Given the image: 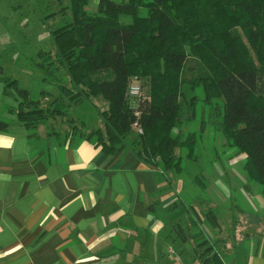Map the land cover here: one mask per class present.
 <instances>
[{
  "label": "trees",
  "instance_id": "1",
  "mask_svg": "<svg viewBox=\"0 0 264 264\" xmlns=\"http://www.w3.org/2000/svg\"><path fill=\"white\" fill-rule=\"evenodd\" d=\"M55 2L58 10L45 18L68 15L50 31L54 58L46 64L42 82L57 83L63 70L80 94L75 104L89 101L101 121L77 140H91L108 155L129 148L139 160L158 168L160 177L182 171V156L176 152L185 150L191 160L209 125L234 149L231 158L244 156L246 179L260 185L264 200V0H97L94 11L87 9L90 0H67L66 6H60L62 0ZM141 9L147 14L141 15ZM188 59L196 62L194 71L188 69ZM187 71L191 73L186 77ZM132 77L145 79L149 87L134 106L126 93ZM0 82L2 94L16 102L6 111L27 131L45 124L52 114L66 116L60 95L42 106L16 79L0 77ZM92 98L106 107L98 110ZM200 101L198 130L184 134L182 126L196 119ZM134 124L142 134L127 146L124 139ZM8 127L9 121L0 118V132ZM194 178L204 191L201 176ZM186 209L192 207L182 205L168 215L180 245L187 237L180 221L172 222ZM209 213L199 215L202 225L213 226ZM207 242L203 234L196 243L203 249L192 250L191 260L226 264Z\"/></svg>",
  "mask_w": 264,
  "mask_h": 264
},
{
  "label": "crops",
  "instance_id": "2",
  "mask_svg": "<svg viewBox=\"0 0 264 264\" xmlns=\"http://www.w3.org/2000/svg\"><path fill=\"white\" fill-rule=\"evenodd\" d=\"M0 118L9 121L0 132V264L199 262L186 244L173 247L177 236L164 233L172 224L156 216L174 195L158 168L129 148L108 155L87 139L42 143L13 114ZM246 264H264V254Z\"/></svg>",
  "mask_w": 264,
  "mask_h": 264
},
{
  "label": "rangeland",
  "instance_id": "3",
  "mask_svg": "<svg viewBox=\"0 0 264 264\" xmlns=\"http://www.w3.org/2000/svg\"><path fill=\"white\" fill-rule=\"evenodd\" d=\"M96 1L90 0L87 7L89 11L95 10ZM66 2L62 0L60 6H66ZM58 8L59 4L55 0H0V77L16 79L18 86L29 90L30 98L39 101V105L47 106L58 95L66 104L65 117L52 114L45 124L31 131L35 133V139L42 143L71 142L101 124L96 109L92 108L89 101L75 104L80 94L71 88L63 70L58 73L61 78L57 83L53 79L48 83L42 82L46 64L54 58L55 48L50 31L61 25L68 15L66 12L63 16L45 18ZM140 14L146 15L147 11L141 9ZM187 64L188 69L192 67L193 71L197 67L193 59H188ZM190 73L187 71L185 76ZM131 80V83L140 86L142 96L139 97L148 95L149 87L145 79L132 77ZM3 85L0 82V116L5 114L11 104L10 96L1 93ZM194 93L201 99L200 90ZM137 98L129 100L131 106L135 105ZM91 102L98 110L106 107V103L99 98H92ZM201 116L200 101L196 119L182 126L183 133L198 130ZM73 125L79 133L73 130ZM134 135L135 129H131L129 139ZM224 142L223 136L213 132L207 125L191 160L185 157V150L176 152L182 156L183 169L177 174H160V181L165 183L163 189L172 191L174 195L156 210V216L170 224L168 215L181 209L182 205L184 208L191 206L192 209H186L181 217L172 222L179 220L187 237L182 252L188 254V257L194 249L196 253L201 252L203 248H196V243L202 239L203 234L207 237V233L210 236L208 245L220 252L226 264H243L248 263L255 253L264 254V200L260 185L246 179L242 168L244 156L231 158L234 149L226 147ZM195 176H201L205 184L204 191ZM206 211L210 212L208 217L213 226L202 225L203 221H199V215ZM167 230L165 228L164 233L171 237V231ZM173 243V247H180L177 240Z\"/></svg>",
  "mask_w": 264,
  "mask_h": 264
},
{
  "label": "built area",
  "instance_id": "4",
  "mask_svg": "<svg viewBox=\"0 0 264 264\" xmlns=\"http://www.w3.org/2000/svg\"><path fill=\"white\" fill-rule=\"evenodd\" d=\"M126 93H127L129 100L135 97L142 96V94H140L141 93L140 86L134 83H131L128 86ZM133 128L136 130V135L142 134V130L136 124H134Z\"/></svg>",
  "mask_w": 264,
  "mask_h": 264
}]
</instances>
